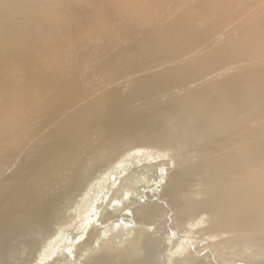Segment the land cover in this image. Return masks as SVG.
I'll return each mask as SVG.
<instances>
[{
  "label": "bare ground",
  "instance_id": "6f19581e",
  "mask_svg": "<svg viewBox=\"0 0 264 264\" xmlns=\"http://www.w3.org/2000/svg\"><path fill=\"white\" fill-rule=\"evenodd\" d=\"M241 35L242 40H228L178 68L135 80L125 93L110 91L102 105L90 103L47 131L30 149L36 155L28 151L23 163L5 177L0 193V264H28L35 258L37 264H77L80 256L81 264L230 260L223 241L216 239L225 230L238 234L262 217L263 179L254 176L243 182L238 176L252 168L250 164L263 162L264 140L253 133L252 149L232 147L231 153L220 155L214 150L224 132L219 130L227 131L231 125L237 129L241 111L252 103L264 105V71L262 80L224 79L164 102L156 96L166 88L180 87L234 51L264 44L251 29ZM191 44L180 34H169L166 39L149 40L154 48L149 54L176 53ZM131 53L143 50L135 48L122 56ZM93 65L100 66V59ZM135 101H146L145 108L133 106ZM45 120L46 116L34 118L33 123ZM24 127L16 122L2 129L0 172L13 156L14 141L31 132ZM244 131L237 130L239 140L247 138ZM203 135L208 137L197 143L195 138ZM169 146L185 151L168 183L170 162L158 156ZM62 175L65 180L60 183ZM214 180H221L220 184L225 180L230 189L218 191L219 185L212 187ZM192 181L197 188L186 194ZM54 231L56 236L46 244ZM34 234L43 236L42 243L31 238ZM204 250H208L205 255ZM249 251L264 253V241L239 247L234 255ZM19 255L25 260L18 262Z\"/></svg>",
  "mask_w": 264,
  "mask_h": 264
},
{
  "label": "rangeland",
  "instance_id": "374dc122",
  "mask_svg": "<svg viewBox=\"0 0 264 264\" xmlns=\"http://www.w3.org/2000/svg\"><path fill=\"white\" fill-rule=\"evenodd\" d=\"M169 29L176 30L170 32ZM247 29H251L258 40L264 39V0H0V146L1 132L6 126L17 122L31 131L22 140L14 141L13 156L0 172V193L4 191L5 177L23 163L28 151L31 152L35 143L55 124L90 103L102 105L110 91L125 93L135 80L164 69L178 68L192 57L214 52L228 40H242L241 34ZM169 34H180L192 44L176 53L149 54L154 48L148 41L166 39ZM139 47L143 53L122 56V53ZM122 57L130 60L123 61ZM95 59H100V66L93 65ZM263 71L264 44H256L232 52L224 61L202 70L180 87L164 89L156 97L158 100L160 97L159 102H164L175 94L186 96L224 79L262 80L260 73ZM143 103L146 101H135L133 106L145 108ZM45 116L42 124L34 125V118L44 119ZM240 120L236 122L237 129L231 125L226 128L228 132L219 130L224 132L218 137L220 141L217 146L215 144V150L212 149L215 155L231 153L232 147L252 149L250 135L253 133L259 140H264V105L252 103L240 112ZM240 127L247 132L246 139H238ZM207 137L203 135L195 141L202 143ZM170 148L156 155L162 161L170 162L167 165L170 170L168 183L173 169L181 166L185 151ZM30 155H36V152ZM89 157L86 155L87 160ZM261 162L250 164L252 168L243 169L238 178L247 182L251 177L260 176L263 184L264 160ZM231 171L235 173L236 169ZM64 180L62 175L60 183ZM217 182L214 180L212 187L219 185L218 191L230 189L226 188L225 180L226 184H220L221 180ZM191 183L186 187V194L196 187L195 182ZM261 189L264 200V184ZM263 200L262 217L256 224L238 234L226 230L220 232L216 240L223 241L230 254L226 256L227 260L232 257L227 263L218 258L221 264H236L234 261L264 264L263 252H255V256L250 251L238 257L234 255L239 247L264 241ZM58 223L53 225L55 231ZM66 224L63 222L62 226ZM55 231L48 236L46 244L54 239ZM178 235L184 237L185 233ZM31 238L41 240L40 243L43 241L40 234ZM35 245H38L37 241ZM23 256L17 261L25 260ZM35 259L28 264H37ZM80 259L84 260V257L80 256ZM80 259L77 264H81Z\"/></svg>",
  "mask_w": 264,
  "mask_h": 264
}]
</instances>
